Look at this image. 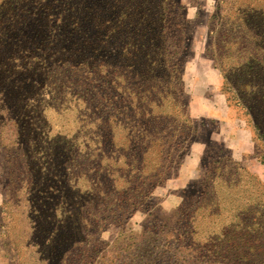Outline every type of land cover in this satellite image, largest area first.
Wrapping results in <instances>:
<instances>
[{
    "label": "trees",
    "instance_id": "obj_1",
    "mask_svg": "<svg viewBox=\"0 0 264 264\" xmlns=\"http://www.w3.org/2000/svg\"><path fill=\"white\" fill-rule=\"evenodd\" d=\"M217 8L213 47L218 53L213 62L236 107L254 119L257 138L264 144V0H220ZM181 10L179 0H0V72L18 53L27 58V53L36 52L39 65L54 73L56 53L83 49L92 65L84 91L93 90L95 101V106L88 103L93 108L88 138L97 139L100 149L93 159L102 164L93 169L92 178L81 180L93 191L88 189L90 201L83 208L94 227H121L145 204L149 207V195L169 179L188 142L182 127L189 121L187 115L181 127L169 119L170 124L159 122L174 111L179 118V108L187 114V104L178 102L186 98L178 50L184 39L176 28ZM120 75L134 96L123 108V127L114 123L120 115L119 100L104 92L118 87ZM20 77L13 71L0 78V107L10 116L15 114L11 98L22 95L12 89L21 85ZM55 80L48 77L46 84L56 85ZM165 98L170 107L164 108ZM168 127L171 131L164 134ZM210 159L213 174L201 167L203 191L197 198H185L172 215L151 216L139 231L121 234L112 243H93L90 252L82 245L88 238L81 235L59 250L63 255L58 264H251L255 254L264 257V247L257 245L258 238L264 241V182L218 143L204 150L202 163ZM9 187L3 212L16 218L15 193ZM27 211H22L24 219ZM5 227L0 224L6 256H14L16 264H48L35 228L30 227V237H21L10 231L4 236ZM6 241L12 244L9 251ZM24 241L33 242L29 251ZM73 251L78 253L72 256Z\"/></svg>",
    "mask_w": 264,
    "mask_h": 264
},
{
    "label": "rangeland",
    "instance_id": "obj_2",
    "mask_svg": "<svg viewBox=\"0 0 264 264\" xmlns=\"http://www.w3.org/2000/svg\"><path fill=\"white\" fill-rule=\"evenodd\" d=\"M219 3L220 0H179L182 16L176 28L184 39L178 50L181 52L184 66L182 80L186 98L181 97L178 102L187 104V114L181 113L184 107L183 110L179 108L181 118H178V111H174L159 122L170 124L169 119L173 120L176 127H181L179 123H182L183 117L187 115L189 121L186 120L182 127L186 131L184 134L188 142L179 152V159L174 170L170 172L169 179L149 195V207L145 204L144 208L130 215L121 227L108 225L100 228L98 224L94 227L88 212L85 214L83 208L89 203V193L92 194L93 191L81 179L92 178L93 169L102 164L101 159H93L100 149L97 147V139L90 138V141L88 138L93 131V108L88 103L92 101L95 106V101L91 100L93 90L84 92L92 65L83 55V49L67 55L56 53L55 60H58L59 64L54 73L39 65L35 60L36 52L27 53V58L23 53H18L10 60L9 65L4 66L6 68L0 72V78L16 71L21 76V85L13 86L12 89L22 94L11 98L13 101L9 105L15 112L13 116H10L8 111L6 114V109L0 107V224L6 226L4 236H7L9 231L10 235L29 236L30 227L35 228L38 237L42 239V246L49 255L48 264H58L63 255L59 250L78 242L81 235L88 238L82 245L90 252V245L93 243L104 245L112 243L121 234L137 232L146 225L151 216L172 215L185 198L191 200L199 196L203 191L204 177L201 167L205 166L213 174V149L209 155L212 159L206 163H202L203 153L205 149H211L214 143H218L232 158L241 161L252 174L264 182V144L257 138L253 126L254 119L247 116L242 108L236 107L233 95L224 88L213 62L215 53H218L217 47H213V23L216 27L219 21V18L213 20V15L218 10ZM225 9L227 6L222 5V10ZM20 64L30 65V69H21ZM213 69L219 75V94L222 95L225 106L235 110L236 117L248 136L247 142H243L240 153L236 155L227 150L221 142L205 138L207 130L218 129L217 121L204 116H194L191 111L192 90L202 95L209 93L213 103ZM52 76L56 78V85L46 84V79ZM117 78L118 87L114 90L106 89L104 92L119 100L117 102L120 105V115L114 123L123 127L127 116V109L123 108H128L134 96L121 80V75ZM34 80L37 83L28 89ZM98 82L100 84V77ZM85 95H88L87 98ZM163 103L167 104L164 108L171 106L166 98ZM170 129L166 128L163 133H169ZM243 135L245 136L244 133ZM235 140L238 142L239 137ZM197 149L200 154L196 153ZM9 185L11 192L15 193L12 202L16 218H9L3 212V203L9 197ZM24 191L27 195L22 194ZM187 209L188 205L185 207V210ZM23 210H28L25 212V219ZM95 210L99 211L94 209V213ZM37 214L41 215L36 220ZM32 218L33 222L30 220ZM32 243L24 241L23 248L29 251ZM2 244L4 242L0 235V264H16L14 256H6ZM257 245L264 247V241L258 238ZM5 246L9 251L11 241H6ZM76 253L73 251L71 255ZM254 257L256 259L251 264H264L262 255L257 253ZM97 261L99 256L95 257V262Z\"/></svg>",
    "mask_w": 264,
    "mask_h": 264
},
{
    "label": "crops",
    "instance_id": "obj_3",
    "mask_svg": "<svg viewBox=\"0 0 264 264\" xmlns=\"http://www.w3.org/2000/svg\"><path fill=\"white\" fill-rule=\"evenodd\" d=\"M193 91L194 90L190 93V107L193 115L197 117L204 116L218 123V129L207 130L205 132V138L214 142H221L227 150L232 151L236 155V153L241 150L243 142H247L248 136L241 127V123L238 117H236L235 110L225 106L222 95L219 94L218 72L213 69V103L211 102V95L209 93L202 95V93ZM237 137H239L238 142L235 140ZM196 153L200 154L199 149H197ZM196 163H193V165L196 166Z\"/></svg>",
    "mask_w": 264,
    "mask_h": 264
}]
</instances>
